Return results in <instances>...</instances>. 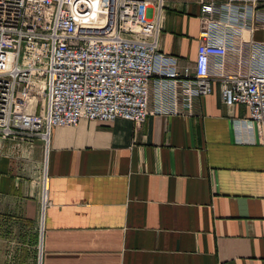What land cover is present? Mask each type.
<instances>
[{
	"label": "crops",
	"instance_id": "obj_1",
	"mask_svg": "<svg viewBox=\"0 0 264 264\" xmlns=\"http://www.w3.org/2000/svg\"><path fill=\"white\" fill-rule=\"evenodd\" d=\"M210 1L229 21L227 67L262 70L264 0ZM199 25L197 0H163L158 53L178 75ZM169 79L153 59L147 106L169 110L139 124L80 119L46 150L0 137V264H264V123L217 81L187 101Z\"/></svg>",
	"mask_w": 264,
	"mask_h": 264
},
{
	"label": "built area",
	"instance_id": "obj_2",
	"mask_svg": "<svg viewBox=\"0 0 264 264\" xmlns=\"http://www.w3.org/2000/svg\"><path fill=\"white\" fill-rule=\"evenodd\" d=\"M197 1L195 57L178 75L158 53L163 0H0V137L38 139L46 150L55 126L114 118L139 124L149 112L166 113L158 95L147 106L155 58L187 101L217 81L221 102L244 105L243 122L260 130L264 68L229 69V21L211 17L212 1Z\"/></svg>",
	"mask_w": 264,
	"mask_h": 264
},
{
	"label": "rangeland",
	"instance_id": "obj_3",
	"mask_svg": "<svg viewBox=\"0 0 264 264\" xmlns=\"http://www.w3.org/2000/svg\"><path fill=\"white\" fill-rule=\"evenodd\" d=\"M34 100L35 99H32V101H31V106H28V107H30V108H28V111H34L35 110V103H34ZM33 103V104H32Z\"/></svg>",
	"mask_w": 264,
	"mask_h": 264
}]
</instances>
